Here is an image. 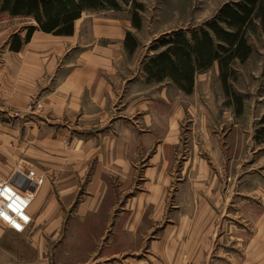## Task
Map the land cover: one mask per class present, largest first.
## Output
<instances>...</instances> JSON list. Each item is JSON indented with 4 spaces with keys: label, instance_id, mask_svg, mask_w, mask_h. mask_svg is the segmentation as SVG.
<instances>
[{
    "label": "rangeland",
    "instance_id": "obj_1",
    "mask_svg": "<svg viewBox=\"0 0 264 264\" xmlns=\"http://www.w3.org/2000/svg\"><path fill=\"white\" fill-rule=\"evenodd\" d=\"M136 1L144 7L140 29L133 25V3L121 2V9L82 14L80 43L91 51L94 46L111 48L114 65L106 63L99 68V75L110 82L102 89L105 99L93 106L82 105L79 111L78 105L70 106L63 122H54V117H60L64 106L44 98L59 88L66 74L64 68L74 67L67 64L77 59V47L67 51L63 48L66 41H46V63L41 70L37 66L19 70L16 64L22 58H15L19 100L10 103L9 112H4L8 116L0 121V180H8L14 173L43 178L35 197H61L68 205L73 197H98L96 176L100 175L98 187L105 191L108 203L114 190L125 185L142 186L144 170L161 155L158 163L164 166L165 174L162 180L159 177L168 186L169 200H175L181 182L196 176L216 183L230 198L233 238L228 244L234 248L236 260L244 247L250 264H264V233L260 236L255 213L257 208H264V0H260L263 8L257 10L246 29L251 54L244 62L233 60L230 95L217 61L197 75L195 88L188 94L169 79L148 81L144 63L155 53L151 46L164 34L200 27L228 2L243 0ZM15 17L0 24V31L10 33L13 28V38L25 37L28 27L36 22ZM128 31L137 38L133 52L121 46V36ZM43 45H32L31 50H40ZM88 59L99 61L93 54ZM27 74L28 81H24ZM73 108L76 112H70ZM60 127L64 128L63 135L55 136ZM107 138L112 143L107 145ZM129 140L134 141L129 144ZM155 177L157 182L159 177ZM66 228L67 223H63L64 234H48L52 245L58 240H67L68 245L74 242ZM241 242L243 246L238 244Z\"/></svg>",
    "mask_w": 264,
    "mask_h": 264
},
{
    "label": "crops",
    "instance_id": "obj_2",
    "mask_svg": "<svg viewBox=\"0 0 264 264\" xmlns=\"http://www.w3.org/2000/svg\"><path fill=\"white\" fill-rule=\"evenodd\" d=\"M0 16H3L0 24L16 18L1 9ZM81 20L82 17L76 20L74 34L70 36L35 30L19 51L11 48L13 28L10 33L5 29L0 31V121L8 116L4 112H9L10 103L19 100L20 89L14 81L16 65H19V70L26 69V66H37L41 70V65L46 63L45 42L48 40L55 43L66 41L63 48L67 51L77 47V59L67 64L74 67L64 68L66 74L59 88L44 98L55 100L57 106H64L60 117H54V122H63L70 106L78 105L79 111L82 105L93 106L105 99L106 93L102 89L110 82L99 75V68L106 63L114 65L115 52L111 48L98 49L96 46L92 51L87 50V45L80 43ZM127 33L137 39L131 31L123 34L121 46L124 49ZM41 42L44 43L42 49L31 50L32 45H40ZM92 54L99 61H90L88 58ZM15 58L22 60L16 64ZM28 75L23 77L24 81H28ZM21 88L29 94L24 85ZM74 109L70 112H76ZM44 121L52 119L45 118ZM1 127L2 124V131ZM9 130L14 132L12 128ZM63 131V127L56 129L55 136H62ZM112 141L107 138V145ZM133 141L129 140V144ZM158 159L161 155L144 170L142 186L125 185L114 190L108 203L104 199L105 191L98 187L100 175L96 176L98 197H73L68 205L61 201V197H35L29 208L32 222L26 231L17 232L0 222V264H236L234 248L228 244V240L233 238L230 233L232 221L228 216L230 198L218 190L216 183H208L203 181V176H196L188 182H181L176 188L175 200L170 201L168 186L160 182L165 168L160 166ZM123 162L133 165L130 159L123 158ZM155 175L160 176L157 182ZM255 213L261 236L264 233V208H257ZM63 223H67L64 231L74 242L68 245L67 240H58L52 245L48 234H64ZM238 244L243 246L242 242ZM242 248V256L237 258V262L250 264V254L245 255Z\"/></svg>",
    "mask_w": 264,
    "mask_h": 264
},
{
    "label": "trees",
    "instance_id": "obj_3",
    "mask_svg": "<svg viewBox=\"0 0 264 264\" xmlns=\"http://www.w3.org/2000/svg\"><path fill=\"white\" fill-rule=\"evenodd\" d=\"M121 2L134 4L132 21L140 29V11L144 7L136 0H0V9L8 11L12 16L32 18L37 24L28 27L24 39L18 35L13 38L11 48L19 51L36 29L70 36L74 34L76 20L86 10L121 9ZM261 8L263 4L260 0L228 2L215 18L200 27L164 34L150 48L155 53L145 60L146 78L156 82L169 79L188 94L194 90L197 75L211 68L217 61L224 88L230 95L233 60L244 62L251 54L252 47L248 44L246 29ZM137 45L135 37L127 33L128 50L135 51Z\"/></svg>",
    "mask_w": 264,
    "mask_h": 264
},
{
    "label": "built area",
    "instance_id": "obj_4",
    "mask_svg": "<svg viewBox=\"0 0 264 264\" xmlns=\"http://www.w3.org/2000/svg\"><path fill=\"white\" fill-rule=\"evenodd\" d=\"M43 182L20 173L0 182V222L17 232L26 231L32 222L29 208Z\"/></svg>",
    "mask_w": 264,
    "mask_h": 264
},
{
    "label": "bare ground",
    "instance_id": "obj_5",
    "mask_svg": "<svg viewBox=\"0 0 264 264\" xmlns=\"http://www.w3.org/2000/svg\"><path fill=\"white\" fill-rule=\"evenodd\" d=\"M24 179V178H23Z\"/></svg>",
    "mask_w": 264,
    "mask_h": 264
}]
</instances>
